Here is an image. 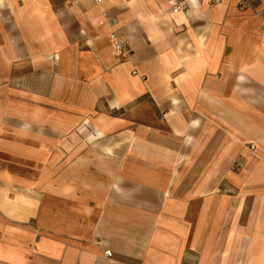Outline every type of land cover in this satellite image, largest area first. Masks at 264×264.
<instances>
[{
    "label": "crops",
    "instance_id": "obj_1",
    "mask_svg": "<svg viewBox=\"0 0 264 264\" xmlns=\"http://www.w3.org/2000/svg\"><path fill=\"white\" fill-rule=\"evenodd\" d=\"M186 2L0 0V264H264V0Z\"/></svg>",
    "mask_w": 264,
    "mask_h": 264
},
{
    "label": "built area",
    "instance_id": "obj_2",
    "mask_svg": "<svg viewBox=\"0 0 264 264\" xmlns=\"http://www.w3.org/2000/svg\"><path fill=\"white\" fill-rule=\"evenodd\" d=\"M96 1H100V0H96ZM170 4H171V11L173 13L183 11L187 7L186 0H170ZM109 38L114 47L115 55L123 58V56L126 53V45H127L126 40L114 31H111L109 33ZM251 148H254V145H251ZM105 255H111V252L105 251Z\"/></svg>",
    "mask_w": 264,
    "mask_h": 264
}]
</instances>
